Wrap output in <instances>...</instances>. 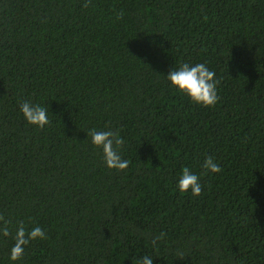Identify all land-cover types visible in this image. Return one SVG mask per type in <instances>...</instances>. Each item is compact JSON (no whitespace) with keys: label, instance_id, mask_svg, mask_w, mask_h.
I'll return each instance as SVG.
<instances>
[{"label":"trees","instance_id":"16d2710c","mask_svg":"<svg viewBox=\"0 0 264 264\" xmlns=\"http://www.w3.org/2000/svg\"><path fill=\"white\" fill-rule=\"evenodd\" d=\"M84 3L0 0V264H264V0ZM184 63L216 73L215 106L168 81ZM93 128L119 131L128 169ZM186 167L200 196L177 187ZM21 222L48 238L12 261Z\"/></svg>","mask_w":264,"mask_h":264},{"label":"clouds","instance_id":"9594fccd","mask_svg":"<svg viewBox=\"0 0 264 264\" xmlns=\"http://www.w3.org/2000/svg\"><path fill=\"white\" fill-rule=\"evenodd\" d=\"M89 6H92V0H85L83 7L87 8ZM115 15L116 19L120 20L123 19L124 12L121 10ZM167 79L173 87L186 93L196 104L211 107L215 106L219 101L218 85L220 81L216 78V73L210 70L205 63L194 65L184 63L178 69H173L167 75ZM20 111L28 124L37 126L40 129H43L51 123L48 116L49 109L40 104L24 101L20 106ZM87 134L91 137L92 143L95 146L102 148L107 167L117 171H124L129 168L130 161L123 159L119 152V147L124 144V140L121 138L119 131H104L93 128ZM203 167L212 173L222 171L220 164L213 156H208L205 159ZM177 187L181 192L191 191L193 196H200L203 191L200 177L187 167L183 169ZM10 223L11 221L0 214V233L5 237L11 235ZM165 236L166 233L161 232L153 238L152 244L155 246L157 241L163 240ZM47 238L44 229L40 226L37 225L28 229L21 222L16 228L14 237L15 244L10 250V259L12 261L22 259L25 247L31 241ZM139 264H153V259L148 255H144L140 259Z\"/></svg>","mask_w":264,"mask_h":264}]
</instances>
